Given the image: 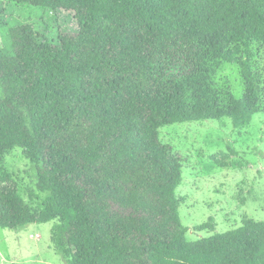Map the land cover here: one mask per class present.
Here are the masks:
<instances>
[{
	"label": "trees",
	"instance_id": "1",
	"mask_svg": "<svg viewBox=\"0 0 264 264\" xmlns=\"http://www.w3.org/2000/svg\"><path fill=\"white\" fill-rule=\"evenodd\" d=\"M7 1L71 11L78 31L74 61L41 36L0 54V226L55 221L67 264H264V219L187 239L183 165L160 139L168 124L240 128L264 112L253 51L264 45V0ZM225 62L240 66V97L215 82ZM14 148L37 164L43 208L1 172Z\"/></svg>",
	"mask_w": 264,
	"mask_h": 264
},
{
	"label": "rangeland",
	"instance_id": "2",
	"mask_svg": "<svg viewBox=\"0 0 264 264\" xmlns=\"http://www.w3.org/2000/svg\"><path fill=\"white\" fill-rule=\"evenodd\" d=\"M77 31L71 11L0 0V54L23 38L41 36L52 40L53 51L62 61H74ZM253 51L256 69L263 72L264 45L255 43ZM214 79L219 88L238 97L244 92L238 64L223 63ZM4 94L0 83V98ZM160 139L183 165L177 194L188 240L234 229L245 218L264 219V112L240 128L230 118L168 124L160 129ZM1 168L11 175L18 194L31 208L44 207L50 191L40 187L37 164L23 148L6 151ZM54 224L30 223L21 229L0 226V264H67L52 243Z\"/></svg>",
	"mask_w": 264,
	"mask_h": 264
}]
</instances>
